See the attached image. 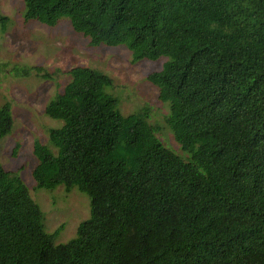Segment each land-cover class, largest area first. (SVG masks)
Here are the masks:
<instances>
[{
	"label": "trees",
	"instance_id": "16d2710c",
	"mask_svg": "<svg viewBox=\"0 0 264 264\" xmlns=\"http://www.w3.org/2000/svg\"><path fill=\"white\" fill-rule=\"evenodd\" d=\"M25 8L27 23L68 19L92 48L165 59L148 79L170 105L165 124L180 150L147 104L123 114L107 73L72 68L46 107L61 126L35 142L32 176L36 189L86 194L91 217L57 244L21 174L0 163V264H264V0H25ZM21 68L22 77L52 78L44 67ZM13 127L6 105L0 142Z\"/></svg>",
	"mask_w": 264,
	"mask_h": 264
},
{
	"label": "rangeland",
	"instance_id": "374dc122",
	"mask_svg": "<svg viewBox=\"0 0 264 264\" xmlns=\"http://www.w3.org/2000/svg\"><path fill=\"white\" fill-rule=\"evenodd\" d=\"M25 14V0H0V109L9 105L14 118L12 133L0 142V163L21 174L47 217V231H59L56 243L65 244L91 217V200L77 188L36 189L32 176L37 164L34 144L47 143L48 129L61 126L46 113L47 105L58 86L69 83L72 68L101 70L112 79L109 93L118 98L123 113H136L147 104L155 115L154 122L164 128L163 140L179 151L164 119L170 105L160 102L159 88L148 79L162 69L165 59L136 62L125 46L92 48L88 38L77 33L68 19L49 27L27 23ZM1 16L5 18L4 27ZM21 67H44L53 79L35 73L22 77Z\"/></svg>",
	"mask_w": 264,
	"mask_h": 264
},
{
	"label": "clouds",
	"instance_id": "9594fccd",
	"mask_svg": "<svg viewBox=\"0 0 264 264\" xmlns=\"http://www.w3.org/2000/svg\"><path fill=\"white\" fill-rule=\"evenodd\" d=\"M158 87V86H157ZM124 114V113H123Z\"/></svg>",
	"mask_w": 264,
	"mask_h": 264
}]
</instances>
